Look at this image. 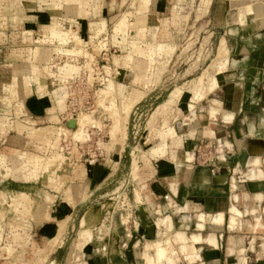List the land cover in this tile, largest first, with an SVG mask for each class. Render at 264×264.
<instances>
[{
	"label": "rangeland",
	"instance_id": "1",
	"mask_svg": "<svg viewBox=\"0 0 264 264\" xmlns=\"http://www.w3.org/2000/svg\"><path fill=\"white\" fill-rule=\"evenodd\" d=\"M88 1L91 13L79 18V24L75 26L76 0H69L68 5L61 9L57 8L55 0H0V70L6 71V78H0V264H67L70 246L81 236L87 238L91 244L88 248L75 250L70 264H87L84 261L90 260L96 262L99 258L98 253H109L114 250L116 255L113 261L118 264H122V261L125 264H146L147 258L143 261L145 250L150 255L154 254V250L145 248L146 240L141 238L142 230L146 225H153L150 223L151 218L157 215L153 214L150 203L145 200L142 203L137 199L135 190L139 188L142 194L149 195L151 182L145 181L143 174L140 173L145 171L143 161L152 158L145 151H149L158 143L154 129L161 128L163 117H158L152 128L150 127L158 113L156 111L158 106L168 105L167 125L174 127L177 135L184 141L188 139L186 138L188 129L194 130L193 140L197 144L190 149L194 154L189 162L193 167L190 180L196 178L198 172L204 168L208 169L209 175L213 177L219 174L226 175L227 189H232V186H237V181L246 180L248 177L246 174L252 168L249 162L253 158V154L250 153L253 146L261 141L264 148V129L258 128L260 133L254 137L249 131L251 121L255 122L258 116L264 113L262 110L264 90L257 88V82L261 81V70L264 68V44L259 47L258 45L264 43V37H256V31L252 27V11L256 4L264 3V0L86 2ZM157 1V7L153 6ZM139 2H141L139 12L149 13L146 34L140 36L149 42L144 44L148 46L155 42H166L171 43L173 49L167 56L163 57L160 53L159 58L155 57L156 61L153 62L152 68L146 70L149 75L147 80L132 84L130 76H134L139 69L129 68L133 70L130 76L123 73L118 75V64L115 65L114 62L117 57L114 56H122L129 49H123L122 44L114 42L113 30L119 15L128 11L135 13ZM56 3L59 4V0ZM243 7L249 9L245 11ZM235 15L244 18L243 25L234 19ZM49 17L55 19L64 30H73L81 44L75 43L74 40L66 45L57 43L56 48V42L51 44L59 53L55 58L52 56L44 66L39 64L43 70L42 75L46 76L47 85L41 88L30 80H24L22 85L14 80L16 73L5 66L11 64L18 67L27 60V57L28 61L31 60L32 51H36L37 48L42 49L40 54L38 53L41 57L44 49L51 48L50 44L34 42L46 37L53 39L54 35L50 32L51 24L47 23ZM129 19L135 20L132 15ZM25 21L29 25L33 24L34 31L23 28ZM43 22L47 27L42 28ZM78 28L80 35L77 32ZM105 30L106 32H99ZM29 31L33 32L31 36L33 41L30 43L19 41V35L29 37ZM116 39L121 41L122 36L117 35ZM234 39H238L241 48L243 47L241 52L233 48ZM68 47L75 49L80 47L82 52L63 51ZM145 49L147 53L148 48ZM27 50L30 54H27ZM146 53L138 55L141 57L138 58L139 62L145 58ZM243 56L247 57L243 62L233 64L234 60H240ZM228 59L226 74L232 75L226 77L228 82L223 89L229 91L231 84L232 94L238 95L239 92H243L244 110L236 116L231 126L224 128L222 127L224 124L219 120L213 121L219 111L211 117L213 114L211 104L215 95L206 94L213 93L219 88V86L211 88L209 74L219 73L214 72L216 67L226 65ZM64 61L66 65H62ZM53 62L54 66L49 72ZM68 66L69 68L76 66L77 69L73 70L76 73L64 80L60 75L67 71ZM234 68H243L244 84L241 86L237 84L233 86V83L240 82L236 78L237 72ZM155 71L157 73L153 75ZM23 73L28 77V71ZM114 81L124 87L123 92L119 91L122 94H119L120 97L115 90L117 85ZM30 83L34 87H28ZM111 83L114 88L107 87L112 85ZM122 83H126L127 87ZM252 87L263 92L260 100L254 99V95L259 93L255 94ZM103 90L105 95L101 98L100 93ZM61 91L62 95L59 94ZM187 92H191L188 93L189 100L186 95L181 98ZM34 93L37 96L44 94L45 98L51 99L50 112H44L41 118L32 117L33 112L28 106V96ZM216 94L222 93L219 91ZM234 94L227 97L231 103L238 101ZM180 98V102L176 104ZM186 103L191 104V108L196 103L194 112L187 110ZM225 104L229 105L227 101ZM201 105L204 107L201 108ZM246 105L254 106L257 110L253 111L251 108L246 110L248 109ZM207 109L212 121L207 120ZM221 111L223 115L224 111ZM88 114L91 116V124L87 135L85 138L79 137L77 131L79 123ZM177 120L182 121L184 125H177L175 122ZM185 123H188L189 128ZM213 123L219 124L220 127ZM20 124L29 128H46L47 131L43 129L42 136L50 137L52 142L57 140L58 130V143L52 146L43 144L40 135H27L22 132ZM203 125L214 130V135L204 133ZM178 145L177 149L175 147L173 149L184 153V145ZM258 150H261L260 146ZM254 154L260 158L258 153ZM260 155L261 162H255V168H259V163L264 168V150ZM26 156H29L30 164L26 163ZM91 162L103 165L108 175L104 177L102 183L91 185L90 192L85 175L86 168ZM132 162L137 176L136 179L129 180ZM58 163L64 164L65 170L57 177V186L52 184L51 179L57 176ZM152 163L156 167L157 162L152 160ZM189 163L184 162L183 166ZM68 178L67 187H70L72 182L82 186L83 194L90 196L87 202L76 205L75 201L65 199L70 190L64 192L65 196L53 190L56 187L55 190L63 193L62 186ZM10 191L13 192L12 197ZM154 195L151 197L153 196L156 203L169 202L166 201L165 195L164 197ZM32 197H35L34 203L30 201ZM61 200L71 206H67L66 213L61 209ZM240 204L245 205L244 202ZM263 205L264 203L257 207V215L264 212ZM46 210L52 218L42 221L49 217ZM30 214L36 217L38 223L32 221ZM245 218L248 224L254 223L253 215ZM84 219L88 223L95 221L96 224L88 227L83 223ZM258 219L260 218L256 217V221ZM61 220L64 224L62 241L60 238L56 241L57 224ZM86 230L89 232H85ZM92 233L96 238L91 242ZM87 234L90 236H85ZM255 234L263 237L264 227L260 226ZM251 235L246 238V242L250 241ZM129 236L127 244L124 245L126 237ZM138 239L141 241L136 242L134 247V242ZM50 241L53 244L48 249ZM262 241L263 238L257 239V243Z\"/></svg>",
	"mask_w": 264,
	"mask_h": 264
},
{
	"label": "crops",
	"instance_id": "2",
	"mask_svg": "<svg viewBox=\"0 0 264 264\" xmlns=\"http://www.w3.org/2000/svg\"><path fill=\"white\" fill-rule=\"evenodd\" d=\"M86 1L87 0H83V1L76 0L77 10L75 12L76 13L75 26L79 24V21H78L79 18H84L88 16L92 11L89 1L88 2ZM158 1L153 6L157 7ZM63 2L64 0H59L60 4L55 2V5L57 6L58 9L64 8L66 6L65 2L64 3ZM141 2L138 3L136 12L134 14L133 12H131L132 16L140 15L138 13H139ZM81 4H83L82 5V7H84L83 9L79 7L81 6ZM148 14L149 13L147 11L146 20H148ZM118 19L119 18H117V20ZM45 22H47V20ZM116 22L114 23L113 31L115 35H114L113 40L116 44H119V45L122 44L121 46L123 47V49H127V48L129 49L124 55L122 54V56L121 55L114 56V57L119 58L120 65L118 64V75L123 73V75L126 74L130 76L131 74H133V73H130L133 70L129 69L131 68V65H129V62L127 61V56L131 54L132 52V54L134 55L136 54L135 57L137 60L135 63H138L137 66H132V68L137 67L139 70L138 72H136L134 76L133 75L130 76L131 77L130 83L139 84L141 81H144V79L147 80L149 78V75L148 73H146V70L148 68L149 69L152 68V63H150L152 62V60H151V57H149L148 55L149 51L147 50V53H146V49L144 50L145 47L148 48V46H146L144 43L146 42L149 43V42L143 40V37H140L141 34L142 36L146 34L148 25L146 24L147 26L143 27L135 23L132 28H129V29L122 28L119 30H115ZM47 23L51 24V30H52V27L58 22L55 19H51L49 17V22ZM45 27L47 26L44 25V22H43L42 28H45ZM252 27L256 31V35H255L256 37L258 36L264 37V26L262 27L258 26L257 28H255V20H254L253 15H252ZM23 28L34 31L33 24L29 25L27 21L24 22ZM132 30H135L133 31L134 32L133 35H132L133 32H131ZM32 31H29V32H32ZM77 32L79 34V28ZM99 32H106V30L99 31ZM74 34H75V38H72V40H74V42L77 44L80 43L79 41H77L78 39L77 34L76 33ZM32 35H33V32H32ZM117 35L122 36L121 41L116 39ZM127 35L128 36L132 35V36L128 37ZM19 37H18L19 41L24 42L21 39L22 36L20 38ZM46 38H44L43 40H38L34 42L35 44L45 45L46 43H44L43 41ZM135 40H138V41L134 42ZM32 41H33V38H32ZM234 41H235V44L233 48H235V50L239 49L240 51H242L243 47L241 48L238 42V39H234ZM142 44H144V47H141ZM262 44L264 43L262 42L261 45H258L257 43L258 47L262 46ZM49 47L51 48L44 49L45 51L43 52L42 57L41 55H39L40 49L37 48L36 51H32L33 57L31 58V60L28 61V57H27V60L19 64L18 67H13L11 64L6 65L5 67H7L8 69H12L14 71V74L16 73L14 80L20 82L22 85H23L24 80H30L32 83L33 82L35 83L34 81L35 73L33 70V66L36 65L39 67V64L41 66H44L45 63L50 61L52 56L55 58L57 53H59L55 49L56 47L52 48L53 46L51 45H49ZM24 52L25 51H23V53ZM142 52L143 53L145 52L146 55H145V58L144 59L142 58L141 59L142 61L139 62L140 59L138 60V58L140 57H138V54L142 55L143 54ZM37 53L39 54L37 55ZM27 54H30L28 50H27ZM246 58L247 57L243 56L240 58V60H234L233 64L241 63V61L243 62L244 59ZM65 63L66 61H64L62 65H66ZM140 64L142 65L143 68L141 67ZM144 64L145 65L148 64L147 67H145ZM53 66H54V62L51 67ZM51 67H49V72L51 71L50 69ZM75 68L77 69L76 66ZM234 69H235V72H237L236 78L240 82L233 83V86L235 84L241 86V84L243 83V77H244L243 68L241 69L234 68ZM66 70H67L66 72L60 75L61 78L64 80L65 79L67 80L68 77H71L72 74L76 73L74 72L75 70L70 71L69 66H68V69ZM25 71L29 72V75H27L28 77H26V74L23 73ZM31 73L33 74L32 77H31ZM260 74H261V79H260L261 81L257 82V88L259 89L261 88L262 90H264V68L261 70ZM56 75H59V74H56ZM228 75L230 76L232 74H228ZM222 76L224 78L223 79L224 81L219 84V88H217L215 92L207 93L206 95L213 94L215 95V97L216 96L219 98L224 97L226 91H224L223 87L227 85L226 82L228 81L226 80V77L228 76H226V74H222ZM0 78L1 79L6 78V71H3V69L0 70ZM41 78H42V81L40 85L37 83L35 84L38 87L42 86L44 88L47 85L46 76L42 75ZM115 83L117 85V94L120 97L122 95L120 92H123L122 90L124 87L123 85L117 82ZM122 84H124V86L127 87L126 83H122ZM28 87H34V86L31 85L30 83ZM257 88L252 87L253 91H255V94L259 93V95H254L255 96L254 99L256 101L260 100V98H262V95H263V92L258 91ZM228 89H230L229 91H227V92H230V96L233 95L234 93L232 94L231 84L229 85ZM219 91H221L222 94H216V92H219ZM253 91H251L252 94H254ZM188 93H191V92L184 93L181 96V98H183L184 95H186L188 98V96L190 95ZM59 94L62 95V91ZM45 96L46 95L44 94H40L37 96V94L35 93L33 95L28 96L29 99H27V101H28L29 109H31V111L33 112L32 117L41 118L44 115V112L46 113L50 112L51 99L47 97L45 98ZM234 96L238 100L236 103H231L229 100H227V98H223V100L225 99L229 103L228 106H226V104L219 106V105L214 104L213 102L211 104V108L213 110L212 111L213 114H211V117H214L215 112L219 111L218 113H216V118L213 121L219 120L221 123L224 124L222 126L224 128L231 126V124H233L234 121L236 120V116L241 111L244 110L243 103H242L244 93L239 92L238 95H236L235 93ZM181 98L176 101V104L180 102ZM193 99L198 104V101L195 100V98ZM187 103H186L187 110L190 112L191 111L194 112L196 103L193 108H191L192 107L191 104H187ZM235 104L238 106L236 109L234 108ZM161 106L163 108H161ZM161 106L157 107L158 109L156 111L158 113L156 117H154L152 122L150 123V127L152 128L154 121L160 116L163 117L161 128L154 129V132H155L154 135H155V138L158 140V143L154 144L151 148L149 147L150 148L149 151H145V153L151 155L152 158H149V161H145L143 159L144 160L143 166L145 167V169L144 168H141V169H144L145 171L146 170L147 171H146V174H145V171H143V173L142 172L140 173L141 175L143 174V178L145 179V181L147 180V182L148 181L151 182L150 191L148 192L149 195H145L140 192L142 203H143V200H145L147 203H150V205H152V208H153V214L157 216L155 218H151L150 223H152L153 225H146L145 229L142 230L143 235L141 236V238H144L146 240L145 248L147 249L150 247L153 248L155 244L159 241L160 243L163 244L165 251H164V254L161 255V257H159L160 254H157L158 252L156 248H153L154 250L153 255H150L145 250L146 258L148 261V262L146 261L147 263L146 262L145 263L146 264H180V263H184V264H241L242 261H245L246 264H264V236L263 237L257 236L255 234L257 230L260 228V226L264 227V212L261 215L256 214L258 212L257 207L261 206L262 203H264V168L263 166L259 165L260 163L258 164V167L260 169L255 168V165H256L255 162H259V161L261 162L260 152H263L264 150V148L261 145L262 142L260 141V143L255 145L256 147L253 146V148L251 149L250 153L253 154V158L249 162V165H251L252 168L246 174V176H248L247 179L246 180L241 179L240 181H237L236 187L232 186V189H229V188L227 189L228 182H227L226 175L219 174V175H214L213 177L209 175L208 169H204V168L198 172V175L196 176V178H194L193 180H190L193 167H192V164H190L189 162H191L194 156V154L190 152V149H192L194 145L197 144V142L193 140L194 130L188 129V137H186L188 139L184 141L179 135H177L174 127L167 125V114L169 112L168 105L165 104ZM202 107L204 106L201 105V108ZM246 108H248L246 110H250V108L253 109V111L257 110L256 107L251 106V105H246ZM221 110L224 111L223 115H222ZM262 110L264 111V107L262 108ZM208 112H209V109H207V120L212 121L211 118L209 117L210 115ZM175 122L177 125H184L182 121L177 120ZM185 124H186L185 126L189 128L188 123H185ZM213 125L218 126L219 124L213 123ZM20 126H21L22 131L24 129L27 131L34 130V129H44L42 127L29 128L23 124H20ZM258 128L264 129V113H261L255 122L251 121V123L249 124V131L251 133V136L254 137L260 133L258 131ZM203 129H204V133H207L209 135H212V134L214 135L215 133L214 130H212L206 125H203L202 130ZM44 130L47 131L46 128ZM219 130L223 131V129L221 128H219ZM172 131L175 133L174 135L171 133ZM41 142L46 145L50 144V146L52 143L51 138L46 141L41 140ZM178 144L184 145L183 146L185 147L184 153H180L178 152V150H175L179 146ZM258 146L261 147V150H258ZM174 147L175 149H173ZM253 152L258 153L260 158L255 156L257 154H254ZM190 153L192 154V156L190 155ZM152 160H155L157 162V164H155L157 168L153 165ZM25 161L28 164L31 163L29 156H26ZM184 162H188L189 164H187V166H183ZM107 175H108V172L106 171V169H104L103 165L101 164L95 165V163L93 162L89 163L88 167L86 168V175H85V178H87L86 184H87L88 190L91 192L90 186L91 185L94 186V185L102 183L104 177L106 178ZM71 184H74L75 186L74 187L75 189L73 190L75 204L80 205V204L87 202L88 200L87 201L82 200L83 187L75 184V182ZM15 185L17 187L19 186V184H15ZM12 189H15V188H12ZM235 189H238V190L236 191ZM53 190L57 192L58 194H62L63 196H65L64 192L67 190H70V187H67V184H65L62 187L63 193L55 189ZM152 194L153 195L156 194L157 197H161V196L164 197L165 195L166 201L168 200L169 202L164 203V204L156 203L153 200V196L151 197ZM10 196L11 197L13 196L12 191H10ZM34 199L35 197L34 198L32 197V199L30 198V201H33L34 203ZM65 199L68 201V198H65ZM50 200H53V199H50ZM61 202H62L61 203L62 205L60 204L61 209L63 210V213H66L68 211L67 206L68 207H71V206L62 200ZM241 202H244L245 205L244 206L241 205L240 204ZM45 203H47V201ZM262 207H263L262 208V211H263L264 205ZM46 212L48 213L49 217L42 221H47L48 219L52 218V215L47 210ZM248 215H253L254 223L252 224L247 223L248 220L245 217ZM31 216L32 215L30 214V217ZM233 216H235L234 224L231 223V219ZM256 217H259L260 219L256 221ZM32 221L38 223V220L36 219V217H33V216H32ZM232 225L234 226L233 228H232ZM244 225L246 226L244 227ZM178 233L185 234L186 241L180 242L176 240ZM250 235L252 238L250 239V241L246 242V238L250 237ZM259 237L263 238V241L261 243H257V239ZM95 238H96V235L92 233L90 241L92 242ZM126 238L127 239L125 240L124 245L127 244V241L129 240L130 236ZM140 241L141 239L140 240L138 239L137 241H135L134 247H135V243L136 242L140 243ZM52 244H53L52 241H50L48 244V249H50V245ZM90 244L88 243L87 238H83L81 236V238H78L76 242V248L77 247L78 248L77 249L75 248V250L82 249L84 247L88 248ZM98 254H99V258L97 259L96 262L92 260L84 261V262H86L87 264H118L117 262L113 261V257H115L116 255L115 250L109 253L101 252ZM120 254H122V252H120ZM166 254L167 256H165ZM122 264H125V263L122 261Z\"/></svg>",
	"mask_w": 264,
	"mask_h": 264
},
{
	"label": "bare ground",
	"instance_id": "3",
	"mask_svg": "<svg viewBox=\"0 0 264 264\" xmlns=\"http://www.w3.org/2000/svg\"><path fill=\"white\" fill-rule=\"evenodd\" d=\"M58 0H55V2H57ZM83 1V0H82ZM64 2H65V4H66V6L68 5V0H64ZM63 2V3H64ZM71 2V1H70ZM80 2V1H79ZM76 3V2H75ZM81 3V2H80ZM83 3V2H82ZM60 4V3H59ZM82 5L83 4H81V6H79L80 8H84V7H82ZM154 5H155V2H154ZM64 7V6H63ZM89 7H90V5H89ZM253 7V6H252ZM249 8L247 7H243V10H245V11H247ZM253 10V9H252ZM253 12V16H254V20H255V28H257L258 26H260V27H262V26H264V3H262V2H260V3H258V4H256L255 5V7H254V11H252ZM134 14V13H133ZM138 14H140L139 16H133L134 17V21H131L130 19H129V16H131L132 15V13H131V11H128L127 13H121L120 14V16L118 17L119 19L117 20V22H116V24H115V30H119V29H122V28H129V27H132L135 23H137V24H139V25H141V26H143V27H145V26H147L146 25V19H147V15H146V12H142V11H140ZM240 15H242V14H240ZM240 15H235L234 16V19L235 20H239L240 21V25H243L244 24V18H242V16H241V18H240ZM238 21V22H239ZM55 24V23H54ZM139 27V26H138ZM181 27V26H180ZM177 28V27H176ZM242 30V29H241ZM133 31H135V30H132L131 32H133ZM178 31H180V30H178ZM226 31V30H225ZM53 35H54V37H53V39L51 40V39H46V40H44L43 42L44 43H47V44H54L55 42V47H57V45L58 44H60V45H66V44H68L71 40H72V38H75V34L72 32V31H66V30H64L63 29V27L62 26H60V25H58V23L57 24H55L53 27H52V30L50 31ZM118 32V31H117ZM137 34H138V32H137ZM244 34V33H243ZM31 35H32V32H29V37H26V36H24L23 34H22V37H21V39L24 41V42H31L32 41V38H31ZM115 35V34H114ZM140 35V34H139ZM145 35V34H144ZM20 36V35H19ZM141 36H142V34H141ZM20 38V37H19ZM92 40V39H91ZM94 40V39H93ZM92 40V41H93ZM132 40H134V39H132ZM38 41V40H37ZM40 42V41H39ZM134 42H136V40L134 41ZM58 43V44H57ZM132 44V43H131ZM134 45V44H133ZM136 46V45H135ZM139 46H141V45H139ZM73 47V46H72ZM142 47V46H141ZM245 47V46H244ZM135 48V47H134ZM138 48V47H137ZM48 49H50V48H48ZM142 49V48H141ZM173 49V45H171V43L169 44V43H161V42H155V43H152V44H150V45H148V55H149V57H151V60H152V62H150V63H152V65H153V62L154 61H156V59H155V57L157 56L158 58H159V56H160V53H162V55H163V57L164 56H167V54L169 53V51H171ZM41 50V49H40ZM39 50V51H40ZM82 50V48H80V47H78V48H71V47H68V48H66V49H64L63 51H65V52H73V53H79L80 51ZM45 51V50H44ZM136 51V50H135ZM82 52V51H81ZM139 52V51H138ZM241 52V51H240ZM40 53V52H39ZM47 53V52H46ZM49 53V52H48ZM52 53V52H51ZM140 53V52H139ZM143 53V52H142ZM171 54V53H170ZM37 55H38V53H37ZM50 55V54H49ZM139 55V54H138ZM237 55V54H236ZM139 57V56H138ZM143 57V56H142ZM48 58V57H47ZM141 58V57H140ZM167 58V57H166ZM115 59V58H114ZM113 59V60H114ZM136 57H135V55L134 54H132V52H131V54H129L128 56H127V61L129 62V65H131V68H132V66H137L138 64L137 63H135L136 62ZM146 60V59H145ZM148 60V59H147ZM159 61H160V59H159ZM114 62H115V65H117V64H119V58H116L115 60H114ZM157 62H158V60H157ZM156 62V63H157ZM159 63H161V62H159ZM226 65H223V66H218V67H216V71H214V72H218L219 71V73H217V74H214V73H211V74H209V78L211 77L212 79L210 80L209 78H208V80H209V84H210V86H211V88L212 89H215L217 86H219V84L220 83H222L224 80V78H223V76H222V74H226V69H227V66H228V64H229V59L227 60V62L225 63ZM145 65V64H144ZM51 67V66H50ZM67 67V66H66ZM70 67V66H69ZM142 67V66H141ZM145 67H146V65H145ZM149 67V66H148ZM143 68V67H142ZM224 70H223V69ZM50 69H52V67L50 68ZM222 69V70H221ZM33 70H34V73H35V77H34V81H35V83H37V84H39L40 85V83H41V81H42V73H43V70L40 68V67H38V66H36V65H34L33 66ZM73 70H75V67L74 66H71V68H70V71H73ZM69 71V72H70ZM4 73V72H3ZM157 73V71H155L153 74H156ZM222 76V77H221ZM226 76H229L228 74H226ZM225 77V76H224ZM66 80V79H65ZM212 81V82H211ZM44 82H45V80H44ZM109 83V82H108ZM110 84V83H109ZM112 84V83H111ZM45 86V85H44ZM42 87V86H41ZM107 87H112V88H114V85L112 84V85H108ZM198 88V87H197ZM201 88V87H200ZM203 88V87H202ZM107 89V88H106ZM208 89V88H207ZM115 90H117V89H115ZM110 91V90H109ZM198 91V90H197ZM196 91V92H197ZM195 92V91H194ZM199 92V91H198ZM108 93V92H107ZM202 93V92H201ZM198 94V93H197ZM104 95H105V90H103L101 93H100V97L101 98H104ZM199 95V94H198ZM202 95V94H201ZM195 96V95H194ZM200 96V95H199ZM230 96V92H226L225 93V95H224V97H215V98H213V103L214 104H216V105H218V104H221V105H225V100H223V98H227V97H229ZM205 97V96H204ZM99 99V98H98ZM197 99V98H196ZM201 99V98H200ZM198 100H199V98H198ZM218 102H220V103H218ZM238 106L235 104L234 105V108L236 109ZM90 114H88V115H85L82 119H81V122L79 123L80 125H79V129L77 130L78 131V136L79 137H84L85 138V135H87V131H88V127H90L89 125L91 124V119H90ZM93 120V119H92ZM94 121V120H93ZM117 121V120H116ZM93 123V122H92ZM95 123V122H94ZM172 130V129H171ZM211 130V129H210ZM22 132H25V133H27V135H29V136H33V135H40V139L42 140V141H46V140H49L50 139V137H47V136H42V132H43V129H34V130H29V131H27V130H23ZM170 132V131H169ZM173 135L175 134L173 131L171 132ZM58 135H59V131L57 130V132H56V139L58 140ZM171 135V134H170ZM213 135V134H212ZM88 136H90V135H88ZM37 138V137H36ZM87 138V137H86ZM55 139V140H56ZM57 140L56 141H54V142H52L51 143V146L52 145H56V143H58L57 142ZM135 159V158H134ZM134 159H133V161H134ZM58 161V160H57ZM56 163V162H55ZM131 170H130V172H129V175H128V179L130 180H133V179H136V176H137V173H136V169H135V167H134V163L132 162L131 163ZM54 166V165H53ZM65 166H64V164H62V163H58L57 164V176L55 177V178H52L51 180H52V184L53 185H57L58 183V180H57V177L58 176H61V172L62 171H64L65 170V168H64ZM70 178V177H69ZM68 178V179H69ZM127 178V177H126ZM203 178V177H202ZM67 179V181H66V183L65 184H68V182H69V180ZM71 179V178H70ZM73 183V182H72ZM128 183V182H127ZM62 185V184H61ZM58 186V185H57ZM70 186V192H69V194L67 195V197L66 198H68V200L70 199L72 202H74L75 201V198H74V192H73V190L75 189L74 187V184H70L69 185ZM63 187V186H62ZM56 187H54V189H55ZM139 189V188H138ZM138 189H136L135 190V194H136V197H137V199L138 200H141L142 201V198H141V193H140V191L138 190ZM87 190V189H86ZM87 198H90V196L89 195H84L83 194V197H82V200L84 201H86L87 200ZM112 203V202H111ZM18 206V205H17ZM108 206H110V205H108ZM107 206V207H108ZM106 207V206H105ZM106 207V208H107ZM114 209V208H113ZM111 211H112V208H111ZM98 214V213H97ZM234 222H235V216H233L232 217V219H231V223L232 224H234ZM83 223H86V225L88 226V227H90V226H92V225H94V224H96V222L95 221H93L92 223H88L87 221H86V219H84L83 220ZM58 229H57V231H58V238L56 239V241H58V240H60L61 239V235L63 234V225L64 224H62V220L61 221H59L58 222ZM85 225V226H86ZM234 226L232 225V228H233ZM65 229V228H64ZM89 230V229H88ZM88 230H86L85 232H89ZM181 232V231H180ZM57 233V232H56ZM183 233V232H182ZM182 233H178L177 234V237H176V240H178V241H180V242H184V241H186V237H185V234H182ZM85 234V233H84ZM85 236H90V234H87V235H85ZM84 236V237H85ZM60 238V239H59ZM79 238V237H78ZM60 241H62V239L60 240ZM84 241V240H83ZM197 241V240H196ZM58 243V242H57ZM156 243V242H155ZM75 247H76V243L74 242L71 246H70V250H69V252H68V254H67V264H70V262H71V259L73 258V255H74V251H75ZM214 247H215V245H214ZM78 248V247H77ZM76 248V249H77ZM151 248V247H150ZM153 248H156L157 249V254H160V256L159 257H161V255H163L164 254V251H165V248H164V246H163V244L162 243H160L159 241L155 244V246L153 247ZM69 249V248H68ZM170 251V250H169ZM168 252V251H167ZM156 254V253H155ZM156 254V255H157ZM158 256V255H157ZM165 256H167V254L165 255ZM145 259H146V254H144V256H143V261H145ZM164 259V258H163ZM158 261H159V259H158ZM157 261V262H158ZM241 264H246L245 263V261H242L241 262Z\"/></svg>",
	"mask_w": 264,
	"mask_h": 264
}]
</instances>
